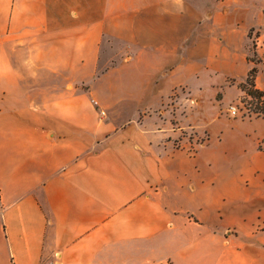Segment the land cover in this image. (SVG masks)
<instances>
[{"label":"crops","instance_id":"obj_1","mask_svg":"<svg viewBox=\"0 0 264 264\" xmlns=\"http://www.w3.org/2000/svg\"><path fill=\"white\" fill-rule=\"evenodd\" d=\"M202 7L0 0V264H264V136L191 152L147 114L193 75L252 68Z\"/></svg>","mask_w":264,"mask_h":264},{"label":"rangeland","instance_id":"obj_2","mask_svg":"<svg viewBox=\"0 0 264 264\" xmlns=\"http://www.w3.org/2000/svg\"><path fill=\"white\" fill-rule=\"evenodd\" d=\"M192 2L195 8L201 9L203 6L202 8L209 12L224 13L226 24L237 30L234 37L227 42L230 45V59L234 60L236 56L246 53L248 59L254 60L255 63L250 61L251 65L253 67L256 64L259 74L264 63V0ZM248 27L250 28L247 31V41L244 33ZM104 50L109 55L114 53L112 45L109 44H104ZM245 71L246 63L238 60V68L234 72L236 77L226 76L225 70L212 76L193 75L188 80L189 87L186 85L174 90L159 109L149 111L156 106L159 94L152 92L143 106L129 109L122 117L142 119L145 111H149L147 114L152 116V119L170 120L171 132L176 133L174 141L177 148L194 152L198 145L209 142V150L220 148L229 153L232 148V156L240 157V152L244 150L239 152L240 142L253 146L258 138L264 136V116L258 117L254 112L257 101L246 98L240 89L241 82L244 83L248 76ZM184 138L189 139L186 140L188 146L183 143ZM257 146L262 150L264 139Z\"/></svg>","mask_w":264,"mask_h":264},{"label":"trees","instance_id":"obj_3","mask_svg":"<svg viewBox=\"0 0 264 264\" xmlns=\"http://www.w3.org/2000/svg\"><path fill=\"white\" fill-rule=\"evenodd\" d=\"M248 60L255 63L253 59ZM258 71V67L255 64L248 72L246 81L240 84V89L244 92L246 98L248 97L257 101L254 112L258 117H262L264 116V91L259 89L256 85ZM246 98L244 100H246Z\"/></svg>","mask_w":264,"mask_h":264},{"label":"built area","instance_id":"obj_4","mask_svg":"<svg viewBox=\"0 0 264 264\" xmlns=\"http://www.w3.org/2000/svg\"><path fill=\"white\" fill-rule=\"evenodd\" d=\"M102 114H105V112H104V111H102Z\"/></svg>","mask_w":264,"mask_h":264}]
</instances>
